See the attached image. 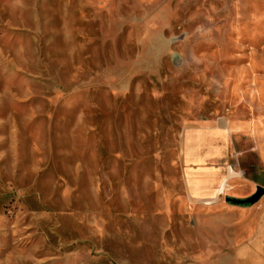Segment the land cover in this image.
<instances>
[{
	"label": "rangeland",
	"instance_id": "1",
	"mask_svg": "<svg viewBox=\"0 0 264 264\" xmlns=\"http://www.w3.org/2000/svg\"><path fill=\"white\" fill-rule=\"evenodd\" d=\"M207 120L264 127V0H0V264H241L255 204L185 192Z\"/></svg>",
	"mask_w": 264,
	"mask_h": 264
},
{
	"label": "crops",
	"instance_id": "2",
	"mask_svg": "<svg viewBox=\"0 0 264 264\" xmlns=\"http://www.w3.org/2000/svg\"><path fill=\"white\" fill-rule=\"evenodd\" d=\"M181 170L190 201L250 197L264 189V127L256 121L197 123L185 132ZM248 211L255 223L235 257L241 264H264V195Z\"/></svg>",
	"mask_w": 264,
	"mask_h": 264
},
{
	"label": "water",
	"instance_id": "3",
	"mask_svg": "<svg viewBox=\"0 0 264 264\" xmlns=\"http://www.w3.org/2000/svg\"><path fill=\"white\" fill-rule=\"evenodd\" d=\"M264 195V189L261 187H257L254 194H252L250 197L238 199V198H226V201L229 204L239 206V207H250L253 204H255L262 196Z\"/></svg>",
	"mask_w": 264,
	"mask_h": 264
}]
</instances>
